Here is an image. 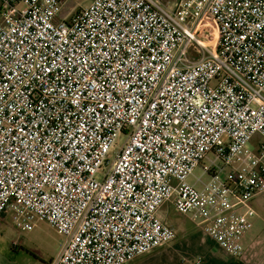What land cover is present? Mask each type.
Masks as SVG:
<instances>
[{
	"label": "built area",
	"instance_id": "obj_1",
	"mask_svg": "<svg viewBox=\"0 0 264 264\" xmlns=\"http://www.w3.org/2000/svg\"><path fill=\"white\" fill-rule=\"evenodd\" d=\"M2 2L0 220L55 228L51 264H131L177 238L172 204L242 256L264 194V0Z\"/></svg>",
	"mask_w": 264,
	"mask_h": 264
},
{
	"label": "crops",
	"instance_id": "obj_2",
	"mask_svg": "<svg viewBox=\"0 0 264 264\" xmlns=\"http://www.w3.org/2000/svg\"><path fill=\"white\" fill-rule=\"evenodd\" d=\"M1 3L3 5L2 0ZM169 205L172 204H167L162 211L169 207L174 208L173 205ZM6 214L0 220V227L7 222ZM161 217L167 225L176 230L177 238L174 241L179 240L181 243L176 248H173L171 243L174 241H172L166 246L145 255L147 258L144 261H139L138 264H264V220L262 219L257 218L259 220L254 221L253 228L245 236L243 255L234 257L220 248L216 242L210 239L202 229L193 224L186 216L171 219V224L163 218L162 212ZM11 246L15 256L14 261L10 259L11 262H7L0 255V264H26L22 260L16 261V258L20 257L15 252L19 248L18 242L13 241Z\"/></svg>",
	"mask_w": 264,
	"mask_h": 264
},
{
	"label": "rangeland",
	"instance_id": "obj_3",
	"mask_svg": "<svg viewBox=\"0 0 264 264\" xmlns=\"http://www.w3.org/2000/svg\"><path fill=\"white\" fill-rule=\"evenodd\" d=\"M92 1L93 0H65L64 14L71 17L82 8L89 6ZM164 2L170 4L173 3L174 0H164ZM1 6L2 3L0 0V8ZM254 141H260V137L257 135ZM120 145H122V142H120ZM205 164L208 165L209 163L205 162ZM202 174V168L196 169L194 176L190 177L189 182L194 184L196 181L195 178ZM204 180L207 182L208 177H204ZM252 205L257 212V217L254 221L259 219L264 220V194L255 197L252 201ZM6 216L7 222L0 227V255L3 256L5 261L11 262V260L14 261L15 259L11 246L13 241L19 244V248L15 252H17L20 257L16 258V261L22 260V262L26 264H49L50 261L58 255L66 238L59 234L55 228L47 222L37 221L32 231L24 232L16 226L11 212H7ZM162 216L169 224H171V219L183 217V215L177 212L173 207H169L162 211ZM180 243L181 242L177 240L172 242L171 245L173 248H176ZM146 258L145 256L131 264H138L139 261H144Z\"/></svg>",
	"mask_w": 264,
	"mask_h": 264
}]
</instances>
